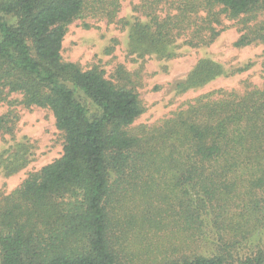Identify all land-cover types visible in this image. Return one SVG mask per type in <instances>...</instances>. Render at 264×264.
<instances>
[{
    "label": "trees",
    "instance_id": "obj_1",
    "mask_svg": "<svg viewBox=\"0 0 264 264\" xmlns=\"http://www.w3.org/2000/svg\"><path fill=\"white\" fill-rule=\"evenodd\" d=\"M141 7L150 20L134 24L132 39L146 44L142 56L183 36L194 47L210 44L221 16L242 24L237 47L264 43V0H141ZM116 10L115 0H0V98L19 93L26 107L48 108L64 138L60 157L0 200L1 264H264V251L237 256L225 242L217 251L142 257V233L163 227L177 228L179 238L162 243L180 247L190 231L208 234L202 227L220 219L242 234L262 223L264 87L204 94L161 124L132 128L143 107L129 82L113 83L98 67L83 70L61 55L74 19L91 13L112 21ZM245 69L228 73L202 59L177 87ZM117 77L127 80L122 67ZM7 123L1 116L0 131L11 130Z\"/></svg>",
    "mask_w": 264,
    "mask_h": 264
},
{
    "label": "rangeland",
    "instance_id": "obj_2",
    "mask_svg": "<svg viewBox=\"0 0 264 264\" xmlns=\"http://www.w3.org/2000/svg\"><path fill=\"white\" fill-rule=\"evenodd\" d=\"M115 1L117 10L112 21L104 16L85 13L68 24L61 55L64 61L74 62L83 70L98 67L103 70L104 77L113 83L129 82L127 86L136 90L143 107V112L135 119L132 128L161 124L204 94L212 93V98H216L221 95L220 91L241 94L254 87H264V43L237 47L235 42L241 34L242 25L237 20L221 16L222 24L217 29H223L208 45L191 46L185 42L186 36H183L174 45H166L165 49L162 46L154 48L151 53L142 56L141 49L146 44L137 48L132 39L133 35H137L133 27L137 22L142 25L149 22L146 15L148 10L144 11L141 7V0ZM157 7L156 13L160 16L169 11L164 4ZM258 19H264V16ZM152 31L153 27L147 33ZM158 50H166V53L172 52L175 55L168 58ZM202 59H211L221 64L228 73L239 67L246 66V69L218 76L201 86L181 91L177 84L185 80ZM120 67L125 71L127 80L118 79L117 70ZM21 98L19 93L0 98V117L8 115L7 126L11 127L10 131H0V200L20 186L29 173L40 170L63 152V134L55 126L53 113L48 108L26 107L20 102ZM20 149H24L21 152L24 156L21 159L18 157L16 162L15 154ZM22 161L24 164L11 172L12 167ZM260 194L258 192L256 196L260 197ZM236 208L233 206L232 209ZM257 211L262 221L256 222L257 229L252 226L242 234L240 225L230 219H220L218 221L222 223L202 227L200 231H209L208 234L199 235L197 231H190L187 237L182 238L185 243L180 247L178 243H162L164 237L179 238L174 234L177 228L173 226L153 230L146 236L142 233V245H139L144 253L142 257L159 261L184 253H198L204 249L217 251L218 245H224L223 242L228 246H237H229L237 256L264 251V207L257 208ZM165 219L168 221L167 215ZM179 229L183 231L185 228L182 226ZM173 246L179 250H174Z\"/></svg>",
    "mask_w": 264,
    "mask_h": 264
}]
</instances>
